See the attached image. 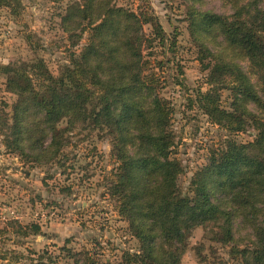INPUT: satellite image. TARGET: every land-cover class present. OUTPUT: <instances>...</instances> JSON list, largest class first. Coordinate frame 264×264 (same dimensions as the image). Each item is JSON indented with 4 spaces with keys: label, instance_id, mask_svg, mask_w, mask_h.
<instances>
[{
    "label": "trees",
    "instance_id": "16d2710c",
    "mask_svg": "<svg viewBox=\"0 0 264 264\" xmlns=\"http://www.w3.org/2000/svg\"><path fill=\"white\" fill-rule=\"evenodd\" d=\"M259 1L237 4L231 16L193 8L189 12L199 61H214L206 67L209 88L199 92L197 106L229 133L251 128L255 136L249 143L230 138L213 148L186 193L180 187L186 170L173 156V109L149 75L153 60L146 50L153 57L155 44L166 40L150 10L132 11L115 0L74 2L60 16L61 27L73 47L85 34L88 39L70 68L55 77L43 60L0 64L7 90L17 96L5 128L13 152L50 163L59 159L69 145L67 135L79 126L111 137L118 167L110 194L140 249L125 253L118 263L84 251L69 257L71 264H181L196 228L221 222L214 239L230 247L237 242L236 220L251 230L252 239L244 248L232 247L233 258L238 264H264V81L260 92L242 67L247 61L264 73V10ZM12 6V0H0V7ZM146 26L152 27L151 35ZM209 45L223 49L214 52ZM224 91L230 93L229 108L222 105Z\"/></svg>",
    "mask_w": 264,
    "mask_h": 264
},
{
    "label": "rangeland",
    "instance_id": "374dc122",
    "mask_svg": "<svg viewBox=\"0 0 264 264\" xmlns=\"http://www.w3.org/2000/svg\"><path fill=\"white\" fill-rule=\"evenodd\" d=\"M77 1L80 0H12L14 7H0V64L43 60L55 77L70 68L71 59L79 57L85 47L88 34L73 47L61 27L60 16ZM115 2L136 12L150 10L166 32L165 43L155 44V48L153 45V57L148 55V49L145 54L153 60L149 75L159 82L160 97L173 109V156L186 170L180 179V187L186 193L213 148L230 138L249 143L255 136L251 128L238 135L229 133L212 124L197 106L199 92L205 93L209 88L210 69L206 67L214 61H199L189 12L193 8L231 16L237 4H251L254 0ZM259 4L264 10V0ZM145 31L151 35L153 30L146 26ZM209 46L214 52L223 49ZM242 67L261 92L264 73L247 61ZM16 101L17 96L7 90L6 77L0 76V258H8L0 260V264H71L73 255L84 251L97 253L103 261L118 263L125 253H136L139 242L110 194L118 167L111 137L91 126H79L67 135L69 145L57 161L32 162L7 146L5 128L11 124ZM222 102L229 108V91L222 93ZM221 224L196 228L181 264H238L231 249L249 245L252 232L236 220L237 242L229 247L214 239L213 232Z\"/></svg>",
    "mask_w": 264,
    "mask_h": 264
}]
</instances>
